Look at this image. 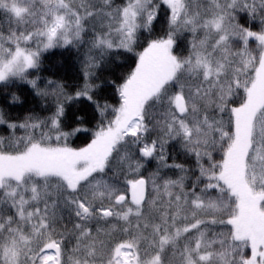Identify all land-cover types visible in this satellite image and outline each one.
<instances>
[{"label":"snow or ice","instance_id":"obj_1","mask_svg":"<svg viewBox=\"0 0 264 264\" xmlns=\"http://www.w3.org/2000/svg\"><path fill=\"white\" fill-rule=\"evenodd\" d=\"M0 264H264V0H0Z\"/></svg>","mask_w":264,"mask_h":264}]
</instances>
